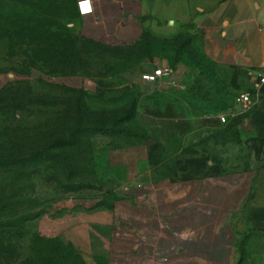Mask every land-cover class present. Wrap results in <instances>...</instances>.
I'll return each instance as SVG.
<instances>
[{"label": "rangeland", "instance_id": "obj_1", "mask_svg": "<svg viewBox=\"0 0 264 264\" xmlns=\"http://www.w3.org/2000/svg\"><path fill=\"white\" fill-rule=\"evenodd\" d=\"M79 3L0 0V264H107L69 241L57 219L80 211L113 212L111 243H125L133 224L141 225L149 163L165 162L156 165L165 176L188 159L220 160L223 142L232 145V164L241 161L263 176L232 214L233 264H264V167L254 163L252 143L231 127L240 95L233 73L206 57L191 24L161 31L157 9L144 18L135 43L119 31L104 40L83 35ZM57 22L79 37L82 62L59 63L61 49L52 40L39 48L40 55L51 57L47 63L34 57L37 48L26 40ZM183 37L191 42L176 60ZM163 66L173 70L169 77L145 81L144 74ZM134 99L137 116H128L121 129L95 134L90 128L101 115L107 126L125 118ZM222 114L229 116L226 123ZM75 117L84 126L78 143L54 148L55 136L77 128ZM6 156L17 158L8 163ZM39 212L44 213L9 226Z\"/></svg>", "mask_w": 264, "mask_h": 264}, {"label": "crops", "instance_id": "obj_2", "mask_svg": "<svg viewBox=\"0 0 264 264\" xmlns=\"http://www.w3.org/2000/svg\"><path fill=\"white\" fill-rule=\"evenodd\" d=\"M89 1L93 13H81L80 26L83 35L95 40L111 39L119 31L127 41L137 42L144 18L156 9L161 31L167 25L191 24L201 35L206 57L229 68L240 95L251 94L254 104L248 110L242 108L239 95L237 109L230 114L231 127L236 136L252 143L254 163L264 167V83L259 82L264 75V0ZM221 146L220 160L188 159L165 176L156 171V165L165 162L149 163L142 179L141 225L133 224L125 243H111L113 212L68 214L57 219L60 228L87 255L102 257L107 264H233L232 214L263 176L241 161L232 164V145Z\"/></svg>", "mask_w": 264, "mask_h": 264}, {"label": "trees", "instance_id": "obj_3", "mask_svg": "<svg viewBox=\"0 0 264 264\" xmlns=\"http://www.w3.org/2000/svg\"><path fill=\"white\" fill-rule=\"evenodd\" d=\"M13 25V24H12ZM43 26V25H42ZM16 26L14 25V28ZM27 30L32 29V26H28L26 28ZM40 31H35L37 32L36 38H32V40L27 41V43H31V41L34 43L35 47L37 48L36 50L38 53L34 55L36 59H40L44 63H47L49 58L51 57H46L42 54L43 52L39 50L40 47H43L47 44V41H51L52 43L56 44L57 46L60 47V52L58 53L59 56H57V59H59V63H67V64H73L76 63V61L82 62V52L80 49V44H79V37L76 36L75 34L72 33L71 28L69 26H66L65 24L61 22L53 23V24H47L44 25L43 28H39ZM27 36V35H26ZM34 37V36H32ZM53 38V39H52ZM162 41V40H160ZM177 47H176V60H178L185 49L187 48L189 42H191V38H182L177 40ZM25 43V42H24ZM56 72H59L58 70H55ZM78 92H82V90H79ZM41 103L48 104L46 101H41ZM82 110V105H78L77 108V113L80 114ZM124 112L126 114V117H118L115 119V121L111 124V126H107L105 123V119L100 116L99 120H96L93 124H91L90 128L94 131L95 134L99 133H108L111 130H115L119 128V125L128 119V116L130 118H136L137 116V100H132L130 105L125 107ZM75 125H77V128H74L73 126L68 130L65 134H60L55 136L53 138L52 146L54 148H59L65 145H75L78 143V134L81 132L84 126L81 124L80 119L78 117H75ZM121 129V128H119ZM120 131H127V128L125 130H120ZM39 154V153H37ZM17 158L15 156H6L4 157L3 161L12 163L13 160ZM2 161V160H1ZM15 161V160H14ZM6 209H12L13 206H6ZM44 212H39L36 216H22L18 221L9 224V226H18L20 224L26 223L28 221H31L34 218H37L41 216ZM3 227V225L0 223V229ZM3 232H0V235H2ZM47 242L50 241H56L55 239L46 238ZM31 262V261H30ZM29 264V263H28Z\"/></svg>", "mask_w": 264, "mask_h": 264}, {"label": "built area", "instance_id": "obj_4", "mask_svg": "<svg viewBox=\"0 0 264 264\" xmlns=\"http://www.w3.org/2000/svg\"><path fill=\"white\" fill-rule=\"evenodd\" d=\"M79 8H80V11L82 14L93 13L92 3L89 0H85V1L80 2ZM172 72H173V70L169 66H163V67L157 68L156 70H154L151 73L144 74L143 78L147 82H158L161 79L169 77L172 74ZM259 82L262 84L264 83V75L260 76ZM239 100H240V103H241L242 108L244 110L250 109L252 107V105L254 104V100H253L251 94H249V93H242L240 95ZM219 119L223 123H226L229 120V116H227L226 114H222L219 117Z\"/></svg>", "mask_w": 264, "mask_h": 264}]
</instances>
